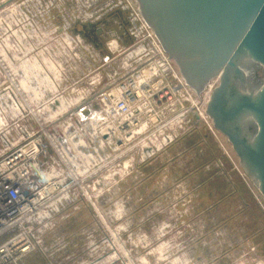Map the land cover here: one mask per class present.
Segmentation results:
<instances>
[{
  "label": "rangeland",
  "instance_id": "374dc122",
  "mask_svg": "<svg viewBox=\"0 0 264 264\" xmlns=\"http://www.w3.org/2000/svg\"><path fill=\"white\" fill-rule=\"evenodd\" d=\"M111 1L0 0V140L49 126L81 90L110 82L101 59L122 32L103 26ZM98 22L101 34L86 28ZM170 78V97L122 126L105 191L59 216L44 238L56 252L25 264H264V196L208 112L220 75L198 105Z\"/></svg>",
  "mask_w": 264,
  "mask_h": 264
},
{
  "label": "built area",
  "instance_id": "2783aa9c",
  "mask_svg": "<svg viewBox=\"0 0 264 264\" xmlns=\"http://www.w3.org/2000/svg\"><path fill=\"white\" fill-rule=\"evenodd\" d=\"M109 7L103 26L122 29L101 59V68L112 71L110 82L95 89L103 80L98 75L93 88L81 90L79 102L49 126L39 123L37 132L0 140V264H25L37 251L54 254L45 236L59 216L88 201L90 193L105 191L104 162L119 159L122 126L170 97V77L184 85L130 1H111ZM99 24L86 27L101 34Z\"/></svg>",
  "mask_w": 264,
  "mask_h": 264
},
{
  "label": "water",
  "instance_id": "95a60500",
  "mask_svg": "<svg viewBox=\"0 0 264 264\" xmlns=\"http://www.w3.org/2000/svg\"><path fill=\"white\" fill-rule=\"evenodd\" d=\"M129 1L197 105L216 73L227 66L239 72L238 59L247 55L264 67V0ZM222 88L211 95L208 112L264 196V86L232 110L225 105ZM233 119L242 133L254 122V136L237 140L228 133L222 122L230 125Z\"/></svg>",
  "mask_w": 264,
  "mask_h": 264
},
{
  "label": "flooded vegetation",
  "instance_id": "af4514ba",
  "mask_svg": "<svg viewBox=\"0 0 264 264\" xmlns=\"http://www.w3.org/2000/svg\"><path fill=\"white\" fill-rule=\"evenodd\" d=\"M240 54V53H239ZM252 63V66L249 67V71L248 73H245V66L241 63V61H237V67L239 70H241L240 72H236L234 71L233 69H231L230 66H227V70L224 72V70H221L219 71L218 73H216L215 75H220V84L218 85V87H216V89L214 90L217 91L219 88H221V86L223 87V98L225 100V105L227 104L228 105V108L231 109V106L232 108H236L237 106H239L241 103L242 104H245V103H248L251 98L256 95V93L260 92V90L262 89V87L264 86V78H261L259 76V74L257 73L258 72V69L260 68H263L264 67L258 63V62H254V61H251ZM240 64V65H239ZM226 66V65H225ZM259 66V67H258ZM244 68V69H243ZM244 70V71H243ZM223 71V72H222ZM229 72V73H228ZM227 73V74H226ZM247 74L246 77H244L245 75ZM250 74V75H249ZM213 75V76H215ZM256 75V76H255ZM222 77V78H221ZM251 77V79L249 78ZM257 77V78H256ZM228 79V80H227ZM249 79V81H248ZM226 80V81H225ZM251 80V81H250ZM257 80V81H256ZM247 83H246V82ZM255 81H256V84H255ZM260 81V82H259ZM262 81V82H261ZM227 82V83H226ZM222 84V85H221ZM247 84V85H246ZM263 84V85H262ZM227 86V87H226ZM246 86V87H245ZM244 87V88H243ZM247 87L249 89H247ZM254 87V90L252 89ZM260 87V88H259ZM226 89V90H225ZM229 89V91H228ZM250 93V95L252 96H249V94H247L248 92ZM242 90V91H241ZM252 90V91H251ZM254 91V92H253ZM258 91V92H257ZM228 92V93H227ZM247 92V93H246ZM241 93V94H240ZM245 95H244V94ZM225 96V97H224ZM229 98V99H228ZM234 99V101H233ZM230 100V101H228ZM238 101V102H237ZM230 102V103H229ZM238 104H237V103ZM230 104V105H229ZM233 104H235L236 107L233 106ZM237 104V105H236ZM229 110V109H228ZM232 110V109H231ZM221 122V121H220ZM223 123V126L228 127L226 128V131H228V133H232L233 132V136H235L236 139H240V138H243L244 140H246V137L248 136L249 138L254 136V134L256 133V125L253 124L254 122L252 123H249L247 125V128H245L246 130V133H242V128L240 127L239 125V122L236 121V120H231L229 124H227L226 122H222ZM238 123V124H237ZM225 124V125H224ZM236 124V126L234 125ZM239 125V126H238ZM233 129V130H232ZM232 130V131H231ZM248 130V131H247ZM241 133L244 135L243 137H241ZM248 133V134H247ZM225 135V134H224ZM240 136V137H239ZM242 140V139H240ZM238 155V154H237Z\"/></svg>",
  "mask_w": 264,
  "mask_h": 264
},
{
  "label": "bare ground",
  "instance_id": "6f19581e",
  "mask_svg": "<svg viewBox=\"0 0 264 264\" xmlns=\"http://www.w3.org/2000/svg\"><path fill=\"white\" fill-rule=\"evenodd\" d=\"M239 55H240V54H239ZM251 60H252V58H251L250 56H247V55L244 56L243 59L241 60V63L245 66V67H244L245 69L243 68V69L245 70V73H248V71H249V70H248L249 67L252 66V64H251V63H252ZM239 61H240V60H239ZM236 64H237V62H236ZM239 65H240V64H239ZM258 67H259V66H258ZM231 69H232V68H231ZM239 69H241V68H239ZM244 70H243V71H244ZM240 71H241V70H239V72H240ZM222 72H223V71H222ZM241 72H242V71H241ZM228 73H229V72H228ZM226 74H227V73H226ZM249 75H250V74H249ZM246 76H247V74H246L244 77H246ZM255 76H256V75H255ZM221 78H222V77H221ZM249 78L251 79V77H249ZM256 78H257V77H256ZM227 80H228V79H227ZM225 81H226V80H225ZM248 81H249V79H248ZM250 81H251V80H250ZM256 81H257V80H256ZM256 81H255V84H256ZM245 82H246V81H245ZM259 82H260V81H259ZM261 82H262V81H261ZM226 83H227V82H226ZM246 83H247V82H246ZM221 85H222V84H221ZM246 85H247V84H246ZM262 85H263V84H262ZM226 87H227V86H226ZM245 87H246V86H245ZM243 88H244V87H243ZM259 88H260V87H259ZM247 89H249V88L247 87ZM252 89L254 90V87H253ZM225 90H226V89H225ZM245 90H246V89H245ZM228 91H229V89H228ZM241 91H242V90H241ZM246 91H247V90H246ZM251 91H252V90H251ZM247 92H248V91H247ZM247 92H246V93H247ZM249 92H250V91H249ZM249 92H248L247 94H249V96H252V95H250ZM253 92H254V91H253ZM257 92H258V91H257ZM227 93H228V92H227ZM240 94H241V93H240ZM243 94H244V93H243ZM244 95H245V94H244ZM224 97H225V96H224ZM228 99H229V98H228ZM228 101H230V100H228ZM233 101H234V99H233ZM237 102H238V101H237ZM237 102H236V103H237ZM229 103H230V102H229ZM237 104H238V103H237ZM237 104H236V105H237ZM241 104H242V103H241ZM229 105H230V104H229ZM233 106L236 107L235 104H233ZM231 109H232V106H231ZM229 110H230V109H229ZM224 123H225V122H224ZM248 124H249V123H248ZM253 124H254V123H253ZM224 125H225V124H224ZM230 125H231V124H230ZM239 125H240V123H239ZM239 125H238V126H239ZM226 128H228V127H226ZM226 128H225V129H226ZM246 128H247V127H246ZM232 130H233V129H232ZM232 130H231V131H232ZM234 131H235V130H234ZM234 131H232L231 134H233ZM247 131H248V130H247ZM247 134H248V133H247ZM235 136H236V135H235ZM243 136H244V135H243ZM239 137H240V136H239ZM241 137H242V136H241ZM247 137H248V136H247ZM240 139H241V138H240ZM237 140H238V139H237Z\"/></svg>",
  "mask_w": 264,
  "mask_h": 264
}]
</instances>
